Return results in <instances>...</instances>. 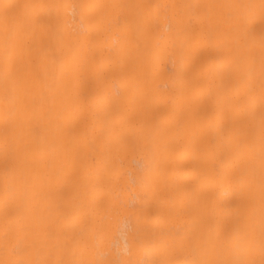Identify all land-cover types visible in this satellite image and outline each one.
<instances>
[{
	"label": "bare ground",
	"instance_id": "obj_1",
	"mask_svg": "<svg viewBox=\"0 0 264 264\" xmlns=\"http://www.w3.org/2000/svg\"><path fill=\"white\" fill-rule=\"evenodd\" d=\"M0 264H264V0H0Z\"/></svg>",
	"mask_w": 264,
	"mask_h": 264
}]
</instances>
